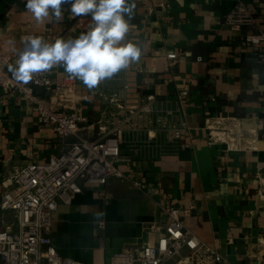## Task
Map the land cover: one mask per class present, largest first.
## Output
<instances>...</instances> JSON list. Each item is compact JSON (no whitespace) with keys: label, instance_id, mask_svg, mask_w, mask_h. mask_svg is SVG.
Instances as JSON below:
<instances>
[{"label":"crops","instance_id":"crops-1","mask_svg":"<svg viewBox=\"0 0 264 264\" xmlns=\"http://www.w3.org/2000/svg\"><path fill=\"white\" fill-rule=\"evenodd\" d=\"M243 1L255 23L235 30L226 21L237 0H134L127 39L142 50L138 62L95 89L69 78L63 67L51 70L54 85L66 82L75 87L95 134L109 128L106 121L116 108L107 99L116 90L129 104L153 96L154 105L173 110L188 127L180 138L155 143L148 142L144 130L126 127L123 175L106 184L82 182L83 191L72 204H60L52 230L60 254L110 264L117 250L155 243L159 234L147 226L154 221L166 225L170 204L180 209L191 232L233 264H264V58L244 40L246 33L264 28V0ZM25 4L26 0H0L4 53H17L22 37L67 40L87 31L91 23L90 16L72 18L67 4L62 5L60 22L49 17L37 23ZM171 54L176 58L172 64ZM185 87L189 95L181 101ZM212 117L239 118L237 137L213 140L206 127ZM72 140L44 123L32 102L0 89L2 227L15 222L14 213L1 208L2 191L10 185L7 173L28 162L48 160Z\"/></svg>","mask_w":264,"mask_h":264},{"label":"built area","instance_id":"built-area-1","mask_svg":"<svg viewBox=\"0 0 264 264\" xmlns=\"http://www.w3.org/2000/svg\"><path fill=\"white\" fill-rule=\"evenodd\" d=\"M226 22L240 30L253 25L255 18L246 3L237 0ZM244 40L264 58V28L246 33ZM23 49L24 44L17 53L7 54L0 48V89L5 93L17 92L22 99L32 102L44 123L53 125L60 137L73 140L48 160L28 162L5 176L10 185L2 191L1 208L13 212L15 222L0 225V264H91L60 254L53 244L54 218L60 204H72L83 191L82 182L106 184L110 178L123 175L120 164L125 160L122 138L126 127L133 132L144 130L149 143L180 138L188 127L173 110L154 105L153 96L129 104L126 95L116 90L107 99L116 108L106 121L109 128L102 131L99 126L102 132L95 134L94 126L87 125L88 117L80 106L81 96L73 85L66 82L54 85L51 71L36 74L27 85L11 77L8 65L14 63ZM168 59L171 64L176 60L172 54ZM128 88L126 84L124 90ZM188 95L189 89L185 87L179 98L184 101ZM206 127L213 140L236 138L234 129L242 128L236 117L207 118ZM166 211L169 216L166 225L154 221L147 226L149 231L159 234L155 243H136L117 250L111 255L110 264H167L185 250L188 252L172 264H233L186 227L178 207L169 204Z\"/></svg>","mask_w":264,"mask_h":264},{"label":"clouds","instance_id":"clouds-1","mask_svg":"<svg viewBox=\"0 0 264 264\" xmlns=\"http://www.w3.org/2000/svg\"><path fill=\"white\" fill-rule=\"evenodd\" d=\"M66 4L70 5L72 18L91 17L88 30L78 37L57 38L54 42L32 35L22 37L24 49L8 65L17 83L27 85L36 74L63 67L69 78L95 89L139 61L140 46L127 39L135 16L134 0H26L25 8L37 23L49 17L60 22L62 5Z\"/></svg>","mask_w":264,"mask_h":264}]
</instances>
